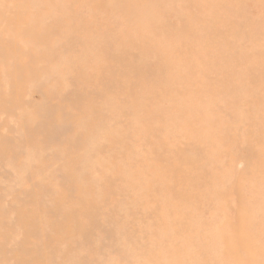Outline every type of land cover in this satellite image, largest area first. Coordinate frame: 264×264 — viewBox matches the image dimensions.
Returning <instances> with one entry per match:
<instances>
[{
  "label": "rangeland",
  "instance_id": "1",
  "mask_svg": "<svg viewBox=\"0 0 264 264\" xmlns=\"http://www.w3.org/2000/svg\"><path fill=\"white\" fill-rule=\"evenodd\" d=\"M0 264H264V0H0Z\"/></svg>",
  "mask_w": 264,
  "mask_h": 264
}]
</instances>
